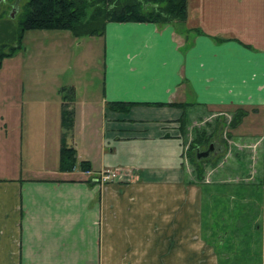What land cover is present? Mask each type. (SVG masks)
<instances>
[{"label": "crops", "instance_id": "0c3cea01", "mask_svg": "<svg viewBox=\"0 0 264 264\" xmlns=\"http://www.w3.org/2000/svg\"><path fill=\"white\" fill-rule=\"evenodd\" d=\"M97 37L101 79L86 80L87 93L72 83L73 141L74 130L90 123L98 140L90 147L99 153L97 160L75 148L90 171L61 175L79 180H47L59 174L58 90L67 83L57 86L51 107L0 108V153L18 122L25 131L13 140L27 150L24 164L11 161L0 171V264H264V206L254 226L262 235L255 263L226 261L242 254L219 251L203 237L201 188L187 183L181 168V109L155 105L243 108L241 125L259 116L254 144H261L264 195V0H187L179 31L173 24L108 22ZM109 102L136 104L121 112ZM107 168L122 176L90 180Z\"/></svg>", "mask_w": 264, "mask_h": 264}, {"label": "rangeland", "instance_id": "374dc122", "mask_svg": "<svg viewBox=\"0 0 264 264\" xmlns=\"http://www.w3.org/2000/svg\"><path fill=\"white\" fill-rule=\"evenodd\" d=\"M26 1L0 0L1 34H13L24 16ZM173 27L176 31L181 28L178 23L173 24ZM193 36L190 34V38ZM182 37L181 34L180 39L184 40ZM186 37L184 36L185 40ZM97 38L73 37L67 30H26L23 33L22 47L13 56L5 58L0 67V108L9 107L21 111L31 107L36 110L51 107L53 99H58L56 88L62 83H75L78 91L84 90L87 93L86 80L90 79L95 85L102 74V57ZM78 47L81 49L77 51ZM41 98L44 103L40 102ZM189 104L191 107L186 109L184 134L179 131V118L183 115V109L177 107L181 109L177 120L182 141L181 168L185 170L186 182L197 184L201 188L202 235L217 250L236 251L243 256H230L226 261L255 263L256 253L261 248L262 235L261 229L256 232L254 226L261 224L264 206L261 144H254L255 139L260 136V117L255 116L244 121L242 125L240 123L230 128L228 122L237 108H205L194 103ZM72 105L74 108V103ZM77 120L80 122L79 116ZM20 123L16 126L11 123L15 128H11L14 132L9 135L10 144L6 147V152L0 153V171H5L11 161L18 166L26 161V144L18 149L14 141L22 140V129L24 132L25 125L22 128ZM196 129H205L210 133L209 141L213 144L210 155L198 167H195L188 156V145L195 137ZM91 130L90 123L84 129L79 125L77 131L74 130V141L73 128L68 136L72 137V145L77 150L82 152L87 149L99 160L96 147H90L91 143L98 142ZM3 138L0 133V139ZM206 147L205 144L201 146L203 149ZM114 170L122 176L118 169Z\"/></svg>", "mask_w": 264, "mask_h": 264}, {"label": "trees", "instance_id": "16d2710c", "mask_svg": "<svg viewBox=\"0 0 264 264\" xmlns=\"http://www.w3.org/2000/svg\"><path fill=\"white\" fill-rule=\"evenodd\" d=\"M23 18L13 30L11 36L0 33V67L5 58L11 57L22 47L23 33L26 30L57 29L67 30L73 37L102 36L108 22H152L159 26L176 24L183 26L187 17V0H27L24 4ZM191 31H198L192 29ZM8 34V33H7ZM61 96V139L59 149V174L48 178L49 181H77V176L63 177L61 174L72 173L76 168L81 172L90 171L87 160L77 162V153L73 145L67 143L69 132L74 125L75 88L73 85L61 86L58 90ZM134 102H109L108 108L127 112ZM181 107L183 115L179 118V131L185 133L189 103H155ZM247 110L237 108L228 127L238 126ZM195 137L188 145L190 161L198 167L206 161L203 152L208 150L210 133L205 129H196ZM207 145L206 149L201 146ZM202 176V175H199ZM91 181L97 182L94 178ZM93 182V183H94Z\"/></svg>", "mask_w": 264, "mask_h": 264}, {"label": "built area", "instance_id": "2783aa9c", "mask_svg": "<svg viewBox=\"0 0 264 264\" xmlns=\"http://www.w3.org/2000/svg\"><path fill=\"white\" fill-rule=\"evenodd\" d=\"M117 178H119L118 173L110 168L99 171L94 175V179L100 183L111 182Z\"/></svg>", "mask_w": 264, "mask_h": 264}, {"label": "water", "instance_id": "95a60500", "mask_svg": "<svg viewBox=\"0 0 264 264\" xmlns=\"http://www.w3.org/2000/svg\"><path fill=\"white\" fill-rule=\"evenodd\" d=\"M213 149V145L212 144H210L209 145V148H208V150H205L202 154H203V156H207L208 155V153L211 151Z\"/></svg>", "mask_w": 264, "mask_h": 264}]
</instances>
